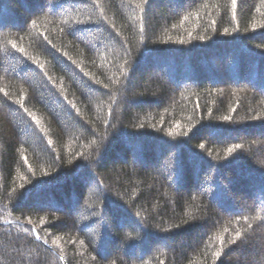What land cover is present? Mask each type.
Wrapping results in <instances>:
<instances>
[{
    "label": "trees",
    "instance_id": "16d2710c",
    "mask_svg": "<svg viewBox=\"0 0 264 264\" xmlns=\"http://www.w3.org/2000/svg\"><path fill=\"white\" fill-rule=\"evenodd\" d=\"M62 259L264 264V0H0V264Z\"/></svg>",
    "mask_w": 264,
    "mask_h": 264
},
{
    "label": "snow or ice",
    "instance_id": "6c2138e0",
    "mask_svg": "<svg viewBox=\"0 0 264 264\" xmlns=\"http://www.w3.org/2000/svg\"><path fill=\"white\" fill-rule=\"evenodd\" d=\"M233 3H235V0H233ZM237 147H239V146H237ZM232 151V149H229V152H231ZM237 235H239V234H237Z\"/></svg>",
    "mask_w": 264,
    "mask_h": 264
},
{
    "label": "water",
    "instance_id": "95a60500",
    "mask_svg": "<svg viewBox=\"0 0 264 264\" xmlns=\"http://www.w3.org/2000/svg\"><path fill=\"white\" fill-rule=\"evenodd\" d=\"M63 264H66L65 261L62 259Z\"/></svg>",
    "mask_w": 264,
    "mask_h": 264
},
{
    "label": "rangeland",
    "instance_id": "374dc122",
    "mask_svg": "<svg viewBox=\"0 0 264 264\" xmlns=\"http://www.w3.org/2000/svg\"><path fill=\"white\" fill-rule=\"evenodd\" d=\"M47 203L43 204V205H46Z\"/></svg>",
    "mask_w": 264,
    "mask_h": 264
}]
</instances>
